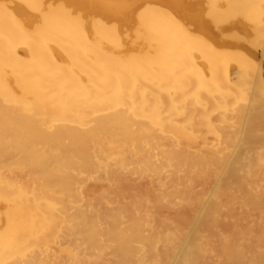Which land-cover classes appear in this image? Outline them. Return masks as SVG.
<instances>
[{
  "label": "bare ground",
  "instance_id": "obj_1",
  "mask_svg": "<svg viewBox=\"0 0 264 264\" xmlns=\"http://www.w3.org/2000/svg\"><path fill=\"white\" fill-rule=\"evenodd\" d=\"M262 168L264 0H0V264H264Z\"/></svg>",
  "mask_w": 264,
  "mask_h": 264
},
{
  "label": "rangeland",
  "instance_id": "obj_2",
  "mask_svg": "<svg viewBox=\"0 0 264 264\" xmlns=\"http://www.w3.org/2000/svg\"><path fill=\"white\" fill-rule=\"evenodd\" d=\"M262 170H264V168H262ZM255 193H256V195H258L259 197H261V196L264 197V185H258V186L255 188ZM238 209H239V208H238ZM185 211H186V210H185ZM187 211H188V212H187L188 214L185 213L186 216L189 215V214H190V215L192 214L191 211H189V210H187ZM172 212H173V211H172ZM169 213H170V212H169ZM170 215H171V214H170ZM174 215H176L175 212L172 213V216H170V217H173V218H174ZM190 215H189V216H190ZM189 216H187V219L189 218ZM173 218H172V219H173ZM172 219H171V221H174L173 223H175V222H176V218L173 219V220H172ZM250 219H252V221H258V220H259V221H262V222L264 223V212H262V213H253V216H251L247 221H250ZM173 223H172V224H173ZM183 223H184V222H183ZM183 223L181 222V225H183ZM186 223H187V222H186ZM175 224H176V223H175ZM178 224L180 225V222H178ZM184 224H185V223H184ZM254 232L257 233L258 230H255ZM213 257H214V256H213ZM210 258H211V257H210ZM214 259H215L216 261H218V260H217V259H218L217 257H215ZM211 260H212V262H213V259H212V258H211ZM211 260H209V262H210ZM216 261H214L213 264H214V263H217ZM212 262H210V263H212ZM218 262H219V261H218ZM217 264H218V263H217Z\"/></svg>",
  "mask_w": 264,
  "mask_h": 264
}]
</instances>
